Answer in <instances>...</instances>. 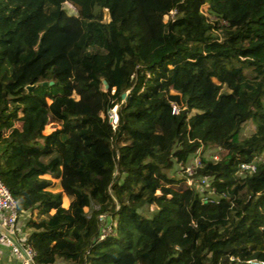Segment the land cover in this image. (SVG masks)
<instances>
[{
    "label": "trees",
    "instance_id": "trees-1",
    "mask_svg": "<svg viewBox=\"0 0 264 264\" xmlns=\"http://www.w3.org/2000/svg\"><path fill=\"white\" fill-rule=\"evenodd\" d=\"M199 147L214 200L164 171ZM262 151L264 0H0V177L35 264L264 261V162L235 173Z\"/></svg>",
    "mask_w": 264,
    "mask_h": 264
},
{
    "label": "built area",
    "instance_id": "built-area-1",
    "mask_svg": "<svg viewBox=\"0 0 264 264\" xmlns=\"http://www.w3.org/2000/svg\"><path fill=\"white\" fill-rule=\"evenodd\" d=\"M173 12L171 11V14ZM180 110L181 107L177 103H171V112L173 114L179 113ZM105 116L108 124L115 130L119 119L117 105L107 108ZM200 149L202 147H199L186 162H180L179 169L185 177L187 187L196 190L204 201H207L209 198L214 200L217 196L210 179L202 175L196 176L197 169L203 165ZM206 158L212 161L219 160L218 155H208ZM258 162H264V151L255 155L251 161L240 162L235 173L240 177L254 173ZM98 222L99 229L95 238L96 241H101L107 236L115 234V223L111 215L108 213L99 214ZM5 252L8 258V263L5 264H13V261H16L18 264H35L37 253L27 241V233L23 228L16 200L0 177V264H4L3 256ZM250 262L252 264H264V261L261 260H250Z\"/></svg>",
    "mask_w": 264,
    "mask_h": 264
},
{
    "label": "rangeland",
    "instance_id": "rangeland-1",
    "mask_svg": "<svg viewBox=\"0 0 264 264\" xmlns=\"http://www.w3.org/2000/svg\"><path fill=\"white\" fill-rule=\"evenodd\" d=\"M64 9H66L67 12L69 13H74V8L67 2L64 3L63 5ZM216 30V26H212V31H215ZM47 124H49L48 126L49 127H46L44 126V129H43V133L44 134H47L49 132H51L54 128H57L58 125H56L55 123L53 122H48ZM16 126H18V122L15 123ZM243 132L245 134H251L252 133V127H251V124H249L248 122L244 125L243 127ZM56 145H58V143L56 142L55 143ZM201 152L200 154L204 157H208V155H218L219 158L221 156V149H206V150H202L200 149ZM167 174V176L169 177H173V178H176L177 180H180L178 181L177 183L173 184V186L175 188H184L186 187V182L185 180L181 181V179L184 177V175L181 173L180 169H179V164L177 163H173L172 167L169 168V169H165L164 170ZM43 177L47 178L48 180H50L51 182V186H50V189L53 190V191H60L61 190V187H60V184H59V178H55V177H52L51 175H44ZM69 201H70V198H68L67 196H64V199H63V205L65 207L68 206L69 204ZM156 207L155 204H152L150 206H144L141 211L146 214V215H150V213L152 212V210ZM69 237V235H68ZM52 242L50 241V243L46 242L45 245L47 244H51ZM134 249V248H133ZM60 264H71L70 262H67V261H64L62 260L60 262Z\"/></svg>",
    "mask_w": 264,
    "mask_h": 264
},
{
    "label": "crops",
    "instance_id": "crops-1",
    "mask_svg": "<svg viewBox=\"0 0 264 264\" xmlns=\"http://www.w3.org/2000/svg\"><path fill=\"white\" fill-rule=\"evenodd\" d=\"M6 252H5V254H4V256H3V263L5 264V263H8V258H7V256H6ZM62 260H60L58 263H56V264H60V262H61ZM13 264H18L16 261H13Z\"/></svg>",
    "mask_w": 264,
    "mask_h": 264
},
{
    "label": "water",
    "instance_id": "water-1",
    "mask_svg": "<svg viewBox=\"0 0 264 264\" xmlns=\"http://www.w3.org/2000/svg\"><path fill=\"white\" fill-rule=\"evenodd\" d=\"M50 84L52 83V81L49 82ZM103 83L105 85V87H107L106 81L103 80ZM43 84H46V82H43ZM33 87L32 85L27 86V89L30 90V88ZM126 93H122V97H125Z\"/></svg>",
    "mask_w": 264,
    "mask_h": 264
}]
</instances>
